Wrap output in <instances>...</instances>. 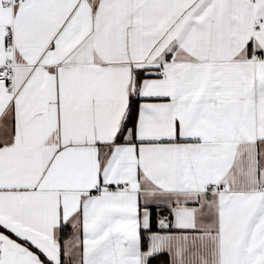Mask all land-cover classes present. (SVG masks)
I'll return each instance as SVG.
<instances>
[{"label": "snow or ice", "instance_id": "obj_1", "mask_svg": "<svg viewBox=\"0 0 264 264\" xmlns=\"http://www.w3.org/2000/svg\"><path fill=\"white\" fill-rule=\"evenodd\" d=\"M0 264H264V0H0Z\"/></svg>", "mask_w": 264, "mask_h": 264}]
</instances>
